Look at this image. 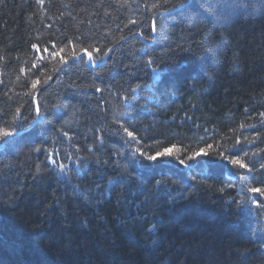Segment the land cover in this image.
<instances>
[{"label":"trees","instance_id":"trees-1","mask_svg":"<svg viewBox=\"0 0 264 264\" xmlns=\"http://www.w3.org/2000/svg\"><path fill=\"white\" fill-rule=\"evenodd\" d=\"M10 125L0 264H264V0H0Z\"/></svg>","mask_w":264,"mask_h":264},{"label":"snow or ice","instance_id":"snow-or-ice-1","mask_svg":"<svg viewBox=\"0 0 264 264\" xmlns=\"http://www.w3.org/2000/svg\"><path fill=\"white\" fill-rule=\"evenodd\" d=\"M153 7H156V5H153ZM153 30H155V24H153ZM33 47H36V46L33 45ZM53 47H55V46L53 45ZM73 48H75V45H73ZM45 51H47V49H45ZM93 51H95L96 53H99L100 49L99 48H93ZM107 51L110 52L111 49H108ZM60 52H63V48L60 49ZM52 55L56 56V55H59V53L54 51L52 53ZM80 55L86 56L88 61L90 63H92L93 65H95V60L93 58V54L91 51L88 50V48H82ZM73 56H74V58L79 59V57L76 56L75 52H73ZM60 60L64 63L67 62L65 60L64 56H60ZM148 63L151 64L152 61L149 60ZM56 70L59 71V69H56ZM154 72H155V69H154ZM153 78L155 80H158L159 76L155 75ZM50 79H51V76L46 77L44 80V83H47L48 80H50ZM39 83H40V80L37 79L36 81L33 82L32 87L35 88ZM100 90L101 89H99V88L97 89V91H100ZM133 91H135V89H133ZM125 99H127V97H125ZM36 111H37V114L39 115V107H37ZM18 112H19V109H17V113ZM15 119H16V117H14V120ZM114 119H115V117H114ZM116 122L120 123V121L118 119L116 120ZM121 127L123 128L124 132L127 133L128 137H134V133L129 131L127 127H124L123 124H121ZM19 134L20 133L16 131L14 125H10L8 127L0 128V144L8 143L9 138L17 136ZM64 135L67 137L68 133L64 132ZM237 144H239V140H237ZM173 148H175L174 145L172 147L164 148V149H162L160 151H156L154 153L146 154L141 148L137 147L134 150V155H137L139 157H143L144 159H146L148 161L156 163L159 160L164 159L166 157H172L173 156ZM212 148H213L212 145H207V149L200 148L198 150H194L190 154H187L184 159H179L178 157H175V158L179 159V163L181 165H186V161L196 160V159H199L201 156H208L209 155L208 149H212ZM37 150H39V149H37ZM219 155L224 157L225 159H229L233 165H238L240 168H247V165L241 159H238L234 156H232V157L224 156L223 152H220ZM245 155H247V153H245ZM52 162L55 163V160L53 159ZM64 167L65 166L62 164L60 166L61 170H63ZM261 167L264 168V165H261ZM156 183L161 184L162 181H156ZM248 191L253 192V193H259L261 196H264V189H262V188H248Z\"/></svg>","mask_w":264,"mask_h":264},{"label":"bare ground","instance_id":"bare-ground-1","mask_svg":"<svg viewBox=\"0 0 264 264\" xmlns=\"http://www.w3.org/2000/svg\"><path fill=\"white\" fill-rule=\"evenodd\" d=\"M36 103H37V97L35 98V104H36ZM39 120H40V113H39V115H37V117H36V119L34 120V122H32V123L29 125V127H31L33 124H35V123L38 122ZM29 127H28V129H29ZM19 133H21V131H19ZM11 138H12V137H11ZM11 138H9V140H10ZM6 144H7V143L0 144V149L4 148Z\"/></svg>","mask_w":264,"mask_h":264},{"label":"water","instance_id":"water-1","mask_svg":"<svg viewBox=\"0 0 264 264\" xmlns=\"http://www.w3.org/2000/svg\"><path fill=\"white\" fill-rule=\"evenodd\" d=\"M79 58H80V57H79ZM88 65L93 66V65H91L90 63H89Z\"/></svg>","mask_w":264,"mask_h":264}]
</instances>
